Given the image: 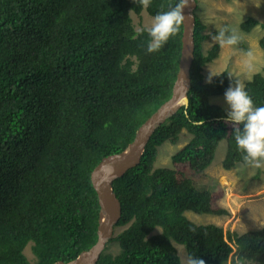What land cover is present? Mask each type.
Wrapping results in <instances>:
<instances>
[{
  "label": "trees",
  "instance_id": "trees-1",
  "mask_svg": "<svg viewBox=\"0 0 264 264\" xmlns=\"http://www.w3.org/2000/svg\"><path fill=\"white\" fill-rule=\"evenodd\" d=\"M176 3L151 0L144 8L135 0H0V264L68 261L95 242L99 204L90 172L123 149L169 97L178 69L182 29L147 53L150 37L137 33L133 14L138 28H146L141 12L154 17ZM194 15L187 107L157 127L140 162L112 181L121 215L96 264H180L175 243L206 264H233L236 256L264 264V223L223 231L185 215L227 213L219 204L222 186L195 185L220 140L226 142L221 167L245 165L234 129L225 123L229 110L210 100L225 93L230 72L204 80L203 65L220 46L202 52L207 36ZM247 16L239 22L245 32L257 24ZM258 45L264 56V33ZM237 46L245 48L243 41ZM245 90L264 107V65ZM183 134L187 140L169 165H155L159 148L177 144Z\"/></svg>",
  "mask_w": 264,
  "mask_h": 264
},
{
  "label": "rangeland",
  "instance_id": "rangeland-1",
  "mask_svg": "<svg viewBox=\"0 0 264 264\" xmlns=\"http://www.w3.org/2000/svg\"><path fill=\"white\" fill-rule=\"evenodd\" d=\"M197 3L195 10L201 22L200 33L207 36L201 42L202 52L205 53L214 44L212 35H217L218 29L221 27H235L245 37L243 40L244 49L239 46L231 49L220 47L216 58L203 65L204 80H208L210 71L217 74L227 69L234 79H240L245 83L255 72H260L264 65V56L259 48L258 40L264 33L261 27V24H264V0H197ZM140 15L141 25L150 26L153 17L148 16L145 12H141ZM247 15L253 17L257 24L245 32L239 28V22L244 21L248 17ZM137 21V16L133 14V23L138 29ZM250 49L256 57L254 73H247L242 64L244 53ZM210 100L220 104L224 109L230 110L224 94L210 96ZM181 137L177 144L165 143L159 148L155 165H169L170 155L187 140L186 134ZM225 143L224 139L217 143L211 164L203 171L195 185L210 190L216 189L219 185L222 186L224 195L219 199V204L227 213L212 215L188 210L185 215L194 223H213L222 227L223 231L244 232L257 229L264 223V168L256 169L237 164L230 170L223 169L221 161L226 150ZM26 246L28 247L25 248V252L31 258L28 250L29 244ZM175 247L180 264H182L183 259L187 256L184 247L177 243H175ZM112 249L118 250L117 247H112Z\"/></svg>",
  "mask_w": 264,
  "mask_h": 264
},
{
  "label": "water",
  "instance_id": "water-1",
  "mask_svg": "<svg viewBox=\"0 0 264 264\" xmlns=\"http://www.w3.org/2000/svg\"><path fill=\"white\" fill-rule=\"evenodd\" d=\"M196 4V0H188L187 6L183 9L186 19L181 25L178 69L171 94L136 128L132 140L123 149L102 157L90 172V182L99 204L95 242L81 250L73 259L57 260L50 264H96L100 253L112 237L121 215V204L113 192L112 181L140 162L148 139L155 129L181 106L185 107V104H188L187 95L191 85L190 68L194 58Z\"/></svg>",
  "mask_w": 264,
  "mask_h": 264
},
{
  "label": "clouds",
  "instance_id": "clouds-1",
  "mask_svg": "<svg viewBox=\"0 0 264 264\" xmlns=\"http://www.w3.org/2000/svg\"><path fill=\"white\" fill-rule=\"evenodd\" d=\"M135 2L147 8L151 0H135ZM187 4L188 0H177L174 7L157 13L150 26L136 30L138 34L146 31L150 37L146 49L147 53L158 52L170 37L175 36L180 31L181 25L185 23L186 18L183 15V9ZM244 38L239 29L227 26L219 28L217 35H212L214 43H218L221 48L230 49L241 43ZM255 59V54L251 49L244 53L242 64L247 73L256 71ZM213 76H217V74L210 71L208 83L212 82ZM228 76L232 83L224 93L225 101L230 109L227 112L225 123L231 124L234 129V139L238 149L244 153L242 159L245 165L256 169L264 168V107L254 105L242 80L234 79L231 73ZM192 123L195 126H200L204 122L203 120H194ZM192 231L195 232V228ZM182 264H206V262L195 255L188 254L183 259ZM233 264H248V261L244 257L236 256Z\"/></svg>",
  "mask_w": 264,
  "mask_h": 264
}]
</instances>
